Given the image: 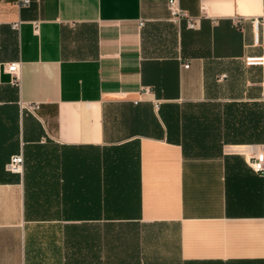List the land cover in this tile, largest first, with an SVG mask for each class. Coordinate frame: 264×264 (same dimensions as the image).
<instances>
[{"label": "crops", "instance_id": "crops-1", "mask_svg": "<svg viewBox=\"0 0 264 264\" xmlns=\"http://www.w3.org/2000/svg\"><path fill=\"white\" fill-rule=\"evenodd\" d=\"M167 1L0 0V264H264V0Z\"/></svg>", "mask_w": 264, "mask_h": 264}, {"label": "built area", "instance_id": "built-area-1", "mask_svg": "<svg viewBox=\"0 0 264 264\" xmlns=\"http://www.w3.org/2000/svg\"><path fill=\"white\" fill-rule=\"evenodd\" d=\"M25 3L28 2V0H23ZM167 6L170 11L171 17L175 20L180 19L182 16H187L186 12H184L180 8L179 0H168L167 1ZM190 26L195 25V20L190 18L189 21ZM247 62L249 64H263L264 59L263 57H249L247 59ZM184 67H189L188 62L183 63ZM7 69L13 73L16 77L18 78L19 74V64L17 62H11L7 65ZM25 106L28 107L29 110L35 111L36 109L39 108V103H25ZM253 167L256 168L257 170H264V153H260L257 155L256 160L252 163ZM24 166V157L23 154H15L11 157L10 161L7 163V168L8 170L12 172H17L21 173L23 170Z\"/></svg>", "mask_w": 264, "mask_h": 264}]
</instances>
